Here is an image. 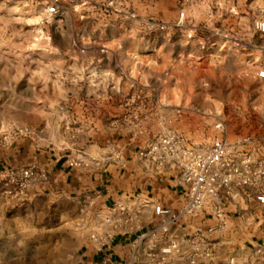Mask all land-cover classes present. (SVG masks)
<instances>
[{"label": "rangeland", "instance_id": "374dc122", "mask_svg": "<svg viewBox=\"0 0 264 264\" xmlns=\"http://www.w3.org/2000/svg\"><path fill=\"white\" fill-rule=\"evenodd\" d=\"M50 2L0 0V168L40 174L1 184L0 201L22 203L47 179L16 164L33 153L101 167L167 132L186 146L238 144L252 182L223 197L264 193V0H79L55 16ZM24 216L18 225L0 209V264H77L76 234L55 245Z\"/></svg>", "mask_w": 264, "mask_h": 264}, {"label": "crops", "instance_id": "0c3cea01", "mask_svg": "<svg viewBox=\"0 0 264 264\" xmlns=\"http://www.w3.org/2000/svg\"><path fill=\"white\" fill-rule=\"evenodd\" d=\"M122 154L101 167L86 159L73 164L57 152L17 160L38 165L47 179L34 184L22 203L2 198L0 209L18 225L25 213L36 214L55 245L76 234L77 264H264L262 189L234 188V196L223 197V222L210 205L185 214V188L174 168L150 167L134 148L124 147ZM157 204L174 216L157 214ZM58 234L65 237L58 240ZM172 241L179 250L165 251Z\"/></svg>", "mask_w": 264, "mask_h": 264}, {"label": "built area", "instance_id": "2783aa9c", "mask_svg": "<svg viewBox=\"0 0 264 264\" xmlns=\"http://www.w3.org/2000/svg\"><path fill=\"white\" fill-rule=\"evenodd\" d=\"M78 1L51 0L46 7V12L48 15L55 16L60 12L61 4H74ZM258 28L264 32L263 21L258 24ZM260 76L264 78V70L260 71ZM244 142L245 140L239 143ZM237 145L216 141L202 147L186 146L179 135L167 132L155 138L141 152V156L157 170L170 167L178 172L179 183L185 188L186 195L182 213L195 214L210 205L219 220L223 222L222 193L224 188L230 184L245 185L252 182L250 176L245 175L242 169L244 161L236 159L238 158ZM39 175L35 166L16 168L10 171L0 168V185H13L15 188L23 189L29 182L40 177ZM7 176L10 177V180L3 183ZM257 199L264 205V193L258 194ZM117 208L120 211H125V206L122 203H118ZM154 209L157 214L174 216L170 209L160 204L155 205ZM171 250H179L178 244L174 241L170 242V245L165 249L168 252ZM211 255V251L205 252V257Z\"/></svg>", "mask_w": 264, "mask_h": 264}]
</instances>
